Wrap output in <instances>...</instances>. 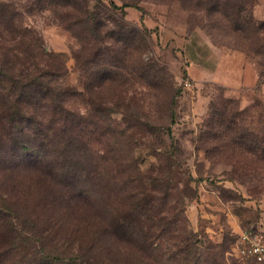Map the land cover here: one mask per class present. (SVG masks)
I'll use <instances>...</instances> for the list:
<instances>
[{
  "label": "rangeland",
  "instance_id": "374dc122",
  "mask_svg": "<svg viewBox=\"0 0 264 264\" xmlns=\"http://www.w3.org/2000/svg\"><path fill=\"white\" fill-rule=\"evenodd\" d=\"M240 229L264 234V0H0V264H264Z\"/></svg>",
  "mask_w": 264,
  "mask_h": 264
},
{
  "label": "built area",
  "instance_id": "2783aa9c",
  "mask_svg": "<svg viewBox=\"0 0 264 264\" xmlns=\"http://www.w3.org/2000/svg\"><path fill=\"white\" fill-rule=\"evenodd\" d=\"M235 252L241 258L264 263V234L252 229H240L235 239Z\"/></svg>",
  "mask_w": 264,
  "mask_h": 264
},
{
  "label": "trees",
  "instance_id": "16d2710c",
  "mask_svg": "<svg viewBox=\"0 0 264 264\" xmlns=\"http://www.w3.org/2000/svg\"><path fill=\"white\" fill-rule=\"evenodd\" d=\"M141 17H142V15H141ZM123 26H125V24L121 23V25L119 26V30L115 31L117 33L116 38L120 39L121 37H126L131 32L130 30L125 29ZM142 26L146 27L144 24H142ZM10 115H12V118H14L15 113H13V114L11 113ZM137 207L140 209V211L144 210V206L143 205L142 206L138 205ZM161 223H162V221H158V225L157 226L158 227L160 226L159 228H161L163 230V228L161 227ZM134 230L137 231V233L139 234V238L142 241L141 244L143 245V248H147V247L153 245V243L150 242V239H151L152 235L149 234L148 231H146L143 228V225H141V220L137 223V225L135 226Z\"/></svg>",
  "mask_w": 264,
  "mask_h": 264
},
{
  "label": "crops",
  "instance_id": "0c3cea01",
  "mask_svg": "<svg viewBox=\"0 0 264 264\" xmlns=\"http://www.w3.org/2000/svg\"><path fill=\"white\" fill-rule=\"evenodd\" d=\"M140 18H141V21L143 22V24H144V22H145V18H142L141 17V15H140ZM145 25V24H144ZM147 26H148V28H151V27H149V25L147 24ZM154 28V27H153ZM185 45L187 44L188 46H190L193 42H195V40L192 38V37H188L187 39H185ZM181 45V44H180ZM203 72H204V74H207V69L206 68H204L203 69ZM254 78H255V75L253 76H251V79H252V82L253 83H251V86H253V84H254ZM219 80H221V79H219ZM223 84H224V82H223Z\"/></svg>",
  "mask_w": 264,
  "mask_h": 264
}]
</instances>
